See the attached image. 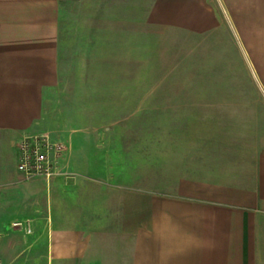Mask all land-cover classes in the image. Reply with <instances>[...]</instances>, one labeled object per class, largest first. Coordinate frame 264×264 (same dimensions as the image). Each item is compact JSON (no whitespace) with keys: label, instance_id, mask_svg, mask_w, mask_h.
Returning a JSON list of instances; mask_svg holds the SVG:
<instances>
[{"label":"crops","instance_id":"1","mask_svg":"<svg viewBox=\"0 0 264 264\" xmlns=\"http://www.w3.org/2000/svg\"><path fill=\"white\" fill-rule=\"evenodd\" d=\"M177 38L235 89L153 94L150 144L54 127L69 68L131 86L102 96L119 115L132 86L175 83L145 70ZM40 132L63 172L24 179L17 142ZM0 264H264V0H0Z\"/></svg>","mask_w":264,"mask_h":264},{"label":"rangeland","instance_id":"2","mask_svg":"<svg viewBox=\"0 0 264 264\" xmlns=\"http://www.w3.org/2000/svg\"><path fill=\"white\" fill-rule=\"evenodd\" d=\"M170 48L173 50L172 53L171 51L165 52L164 55H161V59L154 63V65H157H151L152 68L146 69L145 72L149 73V75L173 77L175 83L132 86L133 91L128 90L130 97L126 102L127 106L119 115H102L104 104L111 103L110 100L104 101L102 96L104 94L113 95L116 93L123 95L122 90L125 91L127 87L131 88V86L78 84L75 83L76 79L72 78L76 76L75 71L78 75V70L69 68L64 79H61V82L53 89L47 100V110L50 119L54 121V127L59 126L65 131L66 135L70 133L74 137L75 135L92 131L94 127H99L100 132H104L110 127L113 128L115 125H126L129 128L138 127L139 129L141 128L138 131L139 133H129V137L132 136L135 138L142 135L141 142L150 144L152 126L157 119L146 115L149 112V98L153 94L217 92L227 87L228 89H235L234 86L230 85L209 83L210 78H212V81L215 80L218 70L214 66L210 68V65H208V69L201 70L203 66L201 67L200 64L206 63L199 61L198 54H193L191 58L192 62L189 61L188 68H185V52L182 38H177L176 45ZM201 82L203 84H200ZM141 95L142 100H139L138 98ZM142 104L143 107H140ZM161 119H165L166 121L167 118ZM51 127L52 125L46 124L40 127L39 130L43 131ZM141 130H143L142 133L140 132ZM129 140L133 141L132 138Z\"/></svg>","mask_w":264,"mask_h":264},{"label":"built area","instance_id":"3","mask_svg":"<svg viewBox=\"0 0 264 264\" xmlns=\"http://www.w3.org/2000/svg\"><path fill=\"white\" fill-rule=\"evenodd\" d=\"M65 149L63 142L47 132L25 134L17 142V169L24 179L41 176L49 180L63 172L59 159Z\"/></svg>","mask_w":264,"mask_h":264}]
</instances>
